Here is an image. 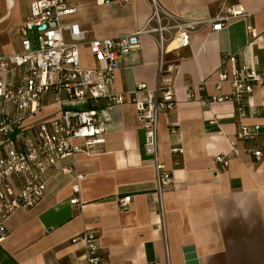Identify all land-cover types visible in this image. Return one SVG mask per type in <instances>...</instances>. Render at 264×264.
Masks as SVG:
<instances>
[{"label":"crops","instance_id":"crops-1","mask_svg":"<svg viewBox=\"0 0 264 264\" xmlns=\"http://www.w3.org/2000/svg\"><path fill=\"white\" fill-rule=\"evenodd\" d=\"M156 1L170 13L202 20L222 16L235 6L243 9L220 31L209 24L195 32L187 47L169 44L163 59L155 37L145 35L141 48L117 72L112 90L126 92L141 82L155 87L161 60L174 67L177 106L160 115L158 128L159 159L175 181L174 189L164 192L163 213L154 162L143 148L144 129L136 109L129 103L116 106L105 143L51 167L44 198L9 217L0 264H81L86 246L74 238L88 229L98 234L102 264H264V156L257 161L251 152H264V86L255 85L242 112L230 101H205L230 91L229 84L216 87L227 53H235L239 63L264 70V0ZM5 2L0 54L7 55L22 49L12 29L29 14L32 0H14L12 8ZM70 3L78 11L63 22L81 23L90 29L89 38L133 33L153 12L151 0ZM80 51L83 66L96 64L87 46ZM18 77V68L0 72L3 80ZM190 91L195 97L188 96ZM42 102L45 107L26 121L28 125L58 114L51 95ZM242 124L259 125L263 131L240 141ZM74 144L83 147L84 141ZM175 146L183 153H172ZM218 155H226L227 166L216 160ZM125 196L132 201L123 211L119 200ZM73 198L78 202L71 203Z\"/></svg>","mask_w":264,"mask_h":264},{"label":"built area","instance_id":"built-area-1","mask_svg":"<svg viewBox=\"0 0 264 264\" xmlns=\"http://www.w3.org/2000/svg\"><path fill=\"white\" fill-rule=\"evenodd\" d=\"M84 1L104 5L113 0ZM151 4L153 12L142 27L115 37L89 38L90 29L81 23H64V17L78 11V6L70 0H32L29 14L12 29L20 37L22 49L0 54V72L19 69L17 81L0 79V243L8 237L9 217L19 209L35 207L44 198L49 169L75 152L92 153L104 144L111 110L127 103L135 107L144 129L143 148L154 162L158 202L163 213L164 192L174 189L175 181L172 171L159 159L158 128L160 115L177 106L174 67L161 60L155 87L141 82L126 92L112 90L117 72L141 48L143 36L155 37L163 59L169 44L187 47L195 32L209 24L213 31H220L229 20L242 15L243 9L235 6L222 16L202 20L170 13L156 0H151ZM83 46L88 47L95 65H82ZM224 84L230 85L229 93L205 101H230L242 112L255 85L264 86V70L251 63H239L235 53H227L217 72V89L221 90ZM47 95L53 97L58 114L28 125L26 121L45 107L42 100ZM188 96L195 97L191 91ZM90 103H93L90 108L79 107ZM259 128V125L242 124L237 139L252 140L259 135ZM77 139L84 141L83 147L74 144ZM183 151L182 147L171 148L174 154ZM251 152L257 161L264 156L262 148ZM216 160L223 166L229 162L226 155H218ZM73 190L78 191V185ZM131 201V196L121 198L120 208L128 210ZM77 202V198L71 199V203ZM161 224L164 227V222ZM74 241H82L86 246L81 264H102L95 230L83 231Z\"/></svg>","mask_w":264,"mask_h":264},{"label":"rangeland","instance_id":"rangeland-1","mask_svg":"<svg viewBox=\"0 0 264 264\" xmlns=\"http://www.w3.org/2000/svg\"><path fill=\"white\" fill-rule=\"evenodd\" d=\"M5 1L6 0H0V13H3L5 8H6V2Z\"/></svg>","mask_w":264,"mask_h":264},{"label":"bare ground","instance_id":"bare-ground-1","mask_svg":"<svg viewBox=\"0 0 264 264\" xmlns=\"http://www.w3.org/2000/svg\"><path fill=\"white\" fill-rule=\"evenodd\" d=\"M7 5L9 8H12L14 6V0H7Z\"/></svg>","mask_w":264,"mask_h":264},{"label":"water","instance_id":"water-1","mask_svg":"<svg viewBox=\"0 0 264 264\" xmlns=\"http://www.w3.org/2000/svg\"><path fill=\"white\" fill-rule=\"evenodd\" d=\"M262 131H263V128H262V127H260V128H259V132H262Z\"/></svg>","mask_w":264,"mask_h":264}]
</instances>
